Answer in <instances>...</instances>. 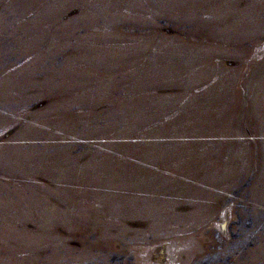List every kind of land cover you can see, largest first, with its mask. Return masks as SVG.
<instances>
[{"label": "rangeland", "instance_id": "obj_1", "mask_svg": "<svg viewBox=\"0 0 264 264\" xmlns=\"http://www.w3.org/2000/svg\"><path fill=\"white\" fill-rule=\"evenodd\" d=\"M0 264H264V0H0Z\"/></svg>", "mask_w": 264, "mask_h": 264}]
</instances>
